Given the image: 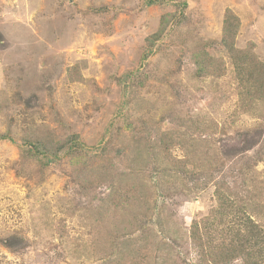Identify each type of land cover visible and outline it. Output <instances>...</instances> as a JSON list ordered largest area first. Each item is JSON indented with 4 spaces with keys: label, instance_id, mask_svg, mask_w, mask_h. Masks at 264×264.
Here are the masks:
<instances>
[{
    "label": "rangeland",
    "instance_id": "rangeland-1",
    "mask_svg": "<svg viewBox=\"0 0 264 264\" xmlns=\"http://www.w3.org/2000/svg\"><path fill=\"white\" fill-rule=\"evenodd\" d=\"M227 11L240 21L229 46ZM234 55L264 82V0H0V264H195L192 221L221 182L239 187V162L264 228V102L240 103ZM72 135L93 149L86 188ZM37 138L65 144L43 165L24 150ZM109 176L148 186L150 205L113 209ZM143 231L161 248L132 261L123 243Z\"/></svg>",
    "mask_w": 264,
    "mask_h": 264
},
{
    "label": "trees",
    "instance_id": "trees-1",
    "mask_svg": "<svg viewBox=\"0 0 264 264\" xmlns=\"http://www.w3.org/2000/svg\"><path fill=\"white\" fill-rule=\"evenodd\" d=\"M181 6L185 7L186 3H182ZM162 19H164V23L168 24V16H165ZM165 27L166 26H163L160 31L152 37L154 41L162 35ZM239 27V19L235 15H232L230 11H227L223 30L224 37L222 39L224 45L229 46L234 42L237 35L236 30L239 29ZM229 33H231L230 43L228 42ZM248 54L242 56L248 58L250 57ZM234 58H236L235 69L239 84L242 86V94L239 96L240 103L245 107H253L256 106L259 101L264 102V82L254 78L251 71H247L248 66L245 62L238 61L235 55ZM259 63L260 62H258V64ZM211 64L212 63L210 62L209 66L207 63L201 61L197 66H199V70H203V67L206 65L207 68H210L208 71L210 73L213 72L212 69L214 68ZM259 65L264 69V63H260ZM216 69L220 70L219 68ZM9 138L8 135L0 134V140H7ZM69 141L72 145L65 153L69 156V161L72 165L76 167L75 179L78 181L77 184L80 187L86 188L91 180L93 163L95 162V160L93 161L94 157L92 158V156L89 155V152L93 149L87 148L84 152V145L79 141L78 135H72L69 138ZM176 141L177 139L171 137L166 143L164 141V149L168 152V154H166L168 158H172L169 153L171 148L176 146L175 144L180 143H176ZM47 144H49L47 140L37 138L35 141H30V147H26L24 150L26 154H32V156L35 155L36 151L39 152V154H42L43 157L41 162L45 165L43 159L49 158V156L57 157L58 151L62 149L65 142L61 144L58 142L56 144V149L49 148ZM87 154L88 157H85ZM184 160L186 159L175 160L176 163L172 168L178 170L180 165L185 163ZM239 164L240 162L236 167L238 171H236L235 174H232V176L238 180L239 187H231L229 184L221 182L222 185H218L219 187H217L215 191L219 205L215 208L214 212L212 210L209 216L205 219L192 221L189 242L195 254V264H264V228L259 225L255 221L254 216L251 215V213H255L254 208L255 206H259V204H254L253 197L251 198L252 195L244 194V196H241L240 193V188L246 184V179L244 177L245 171L248 170L250 166L247 164L240 166ZM97 175L99 174L94 173L93 177ZM112 180V176H109L105 179L104 184L107 185L109 189V193L105 197L108 200V205L113 206V209H128L138 203V206H141V208L150 205L149 201L151 193L148 192V186H139L140 184L134 182L129 184L128 180L125 184L121 181L114 182ZM222 187H225L226 190L224 194L221 192ZM125 204H128L129 207H124ZM155 209L156 207L153 208V210ZM146 210L147 212H145L148 214L149 209L147 208ZM257 218H259L258 215ZM160 232H162L161 234L163 235L165 231L161 230ZM97 234L98 233L95 235L97 236ZM154 236L156 240L150 241L149 243L144 242L146 238L143 231L136 240L140 244L132 243L127 246L126 241L128 240H126L123 243L125 244V248H123L126 250L125 255L130 257V260L134 261V258L136 257H134V255L136 253L145 254L146 257L148 252L154 248V245H156L159 250L161 248L158 244L160 237L157 234ZM161 241L164 242L166 246H169L167 240L161 239ZM99 254L104 255L105 253L99 251ZM157 257L158 255L155 256L153 260H157ZM144 261L145 260L143 259L142 262ZM137 262L140 263L139 261Z\"/></svg>",
    "mask_w": 264,
    "mask_h": 264
}]
</instances>
